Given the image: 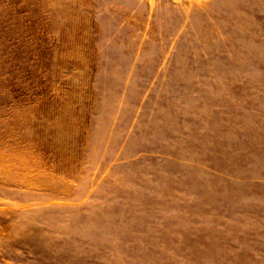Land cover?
<instances>
[{
    "label": "rangeland",
    "instance_id": "rangeland-1",
    "mask_svg": "<svg viewBox=\"0 0 264 264\" xmlns=\"http://www.w3.org/2000/svg\"><path fill=\"white\" fill-rule=\"evenodd\" d=\"M0 264H264V0H0Z\"/></svg>",
    "mask_w": 264,
    "mask_h": 264
}]
</instances>
